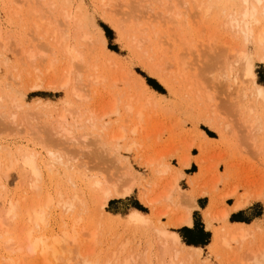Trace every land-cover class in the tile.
<instances>
[{
    "label": "rangeland",
    "instance_id": "1",
    "mask_svg": "<svg viewBox=\"0 0 264 264\" xmlns=\"http://www.w3.org/2000/svg\"><path fill=\"white\" fill-rule=\"evenodd\" d=\"M43 1L0 0L1 171L3 166L4 170L12 166L9 161L14 165L15 159L26 153L35 155L42 172L41 178H33L36 185L32 188H28L31 175L27 174L29 179H21L18 164L6 171L7 178L0 176V183L8 182L6 190L0 187V202L3 199L14 205L16 202V210L20 211L0 229V264L7 262L4 256L16 264H40L38 256L20 254L13 247L24 243L26 231L60 235L73 230L79 234L82 246L71 255V264H77L79 258L82 262L85 254L90 260L96 259L95 264H104L107 259L108 264L112 260V264L141 261L144 264L142 257L147 256L151 264H156V259L169 258L166 252L163 256L161 253L170 246L169 242L162 244L158 229L177 233L183 245L187 244L182 236L205 239L204 245L196 244L201 251L186 264L255 263L254 256L264 248V226L260 227L262 231L255 230L253 239L247 237L238 245L231 242L228 247L220 245L216 250L209 247L213 234L223 226L218 220L220 214L242 192H258L261 198L249 199L257 203L252 202L247 212L230 216L228 223L246 224L264 210V107L252 97L248 82L241 77V64L237 62L239 67L235 64L236 56L232 53L234 48L246 50L255 82L264 87V63L259 60L264 44L254 39L246 42L240 33L230 29L226 16L239 11V0H65L72 3L69 6L64 0H48L47 4V0ZM70 13L77 18L74 22L79 30L64 18ZM85 14L88 17L84 20ZM138 16L145 23L144 34L134 31ZM100 35L105 38V47ZM84 36H90V40L85 41ZM67 47L78 48L80 60L72 61ZM28 54L33 59H28ZM70 64L72 69L68 70ZM65 77L69 81L66 90L58 88ZM34 78L43 80L44 85L55 83L57 89L31 91L29 86ZM14 102L20 108L14 107ZM63 108L68 113H63ZM113 109L117 114H110ZM248 109H253L251 114ZM62 113L66 125L62 123L57 129ZM254 117L259 118L256 124L260 125H255L260 130L247 126ZM62 127L69 129L73 137L61 136ZM133 128L135 133L130 132ZM120 130L125 137L116 150L111 137ZM6 147L8 151L3 150ZM45 151L56 159L55 164L51 161L54 166L43 165ZM185 158H189L190 165L181 168L180 162ZM149 161L150 166L146 164ZM159 162L170 166L171 172L163 176L155 174ZM126 170L134 172L138 182L134 181L131 195L101 206L102 195L93 181L108 186L116 177L124 176ZM176 172L182 177L177 189L165 200L162 192L170 190ZM230 189L236 190L235 196L223 198ZM142 195L149 200L158 197L153 209L141 202ZM47 197L54 199L47 211V224L42 229L34 228L25 211L36 207L35 203L43 204ZM56 198L60 204L74 202L73 210L65 214ZM187 206H193L192 226L174 228L171 223L183 215ZM132 210L145 216V225L127 221ZM208 214L213 217L209 229ZM200 230L205 237L198 235ZM250 251L255 252L253 259L246 254ZM138 252L145 255L140 253V259ZM244 255L250 258L247 262ZM180 258L185 256L177 257Z\"/></svg>",
    "mask_w": 264,
    "mask_h": 264
},
{
    "label": "bare ground",
    "instance_id": "2",
    "mask_svg": "<svg viewBox=\"0 0 264 264\" xmlns=\"http://www.w3.org/2000/svg\"><path fill=\"white\" fill-rule=\"evenodd\" d=\"M43 1V0H42ZM67 1H70V0H67ZM44 2V1H43ZM47 2H50V1H46V3L45 4H47ZM64 2H65V4L67 3V5L69 6V4L70 3H68V2H66L65 0H64ZM71 2V1H70ZM72 4V3H71ZM70 4V5H71ZM107 4V3H106ZM50 5H51V3H50ZM66 5V6H67ZM109 5V4H108ZM107 7V6H106ZM105 7V8H106ZM73 8V7H72ZM77 7H75V9H76ZM108 8V7H107ZM61 10V9H60ZM73 10H74V8H73ZM77 10V9H76ZM78 10H82V9H79L78 8ZM19 11V10H18ZM83 11V10H82ZM117 11L119 12V10L117 9ZM117 11H115L116 12V14H118L117 13ZM133 11L135 12L136 11V8H134L133 9ZM74 12V11H73ZM79 12V11H78ZM81 12V11H80ZM131 12V11H130ZM65 13H66V11H65ZM120 13V12H119ZM64 14V13H63ZM84 14V13H83ZM122 14V13H121ZM130 14V13H129ZM14 15V14H13ZM80 15H82V12H81V14ZM89 15H91V14H89ZM128 15V14H127ZM228 16H226V17H228V24H229V27H230V29L231 30H233V31H235L236 33H240L242 36H243V38L245 39H243L244 41H246V42H248V41H250V40H256V42H258V44H260V45H263L264 44V0H239V11L237 10V11H234V12H229L228 14H227ZM114 16V15H113ZM115 16H117V15H115ZM19 17V16H18ZM82 17V16H81ZM84 17V16H83ZM86 17H88L86 14H85V18H84V20L86 19ZM121 17V16H120ZM130 17H132V16H130ZM64 18H67L68 20H71L72 21V23H74L75 25H76V20H77V18H76V20H75V17H73V13L71 14H66L65 16H64ZM92 18V17H91ZM134 18V17H133ZM79 19V18H78ZM82 19V18H81ZM121 19V18H120ZM226 19V18H225ZM93 20V19H92ZM92 20H91V22H92ZM119 20V19H118ZM135 20V19H134ZM66 21V20H65ZM75 21V22H74ZM81 21V20H80ZM87 21H90V16H89V20L87 19ZM123 21V20H122ZM127 21H129V20H127ZM79 22L77 21V24H78ZM89 23V22H88ZM87 22H86V24H88ZM135 25H133V28H134V31H136V32H138L139 31V34H144L145 32H144V30H146V28L144 27V25H145V23L144 22H142L141 21V19H140V16H138L137 18H136V20H135ZM90 24V23H89ZM92 24H94V23H92ZM130 24V23H129ZM123 25H125V24H123ZM77 26V25H76ZM83 26V25H82ZM81 26V27H82ZM75 27V26H74ZM93 27V26H92ZM117 27V26H116ZM151 27V26H150ZM75 28H79L78 26L77 27H75ZM74 28V29H75ZM127 29H129V28H127ZM259 29V30H258ZM79 30V29H78ZM76 31V30H75ZM125 31V30H124ZM133 31V30H132ZM131 31V32H132ZM78 32V31H77ZM82 32V31H81ZM102 32V31H101ZM92 33V32H91ZM148 33V32H147ZM85 34V33H84ZM102 34V33H101ZM133 35V34H132ZM65 36V35H64ZM63 36V37H64ZM68 36V35H67ZM80 36V35H79ZM95 36V35H94ZM90 36H88V37H86V36H84V40L86 39L87 41H89L90 40V38H89ZM142 37V36H141ZM140 37V38H141ZM68 38V37H67ZM130 38H133V37H130ZM143 38V37H142ZM146 39V38H145ZM151 39V38H150ZM79 40H81V37L79 38ZM85 40V41H86ZM99 40H101V42H102V44L104 45V47H105V38H104V36L103 35H100V39ZM134 40V39H133ZM140 40V39H139ZM253 40V41H254ZM137 41V40H136ZM91 42V41H90ZM132 42V41H131ZM141 42V41H140ZM143 42H146V41H143ZM143 42H142V45H143ZM88 43V42H87ZM78 44V43H77ZM101 44V46H103ZM136 45V44H135ZM246 45V44H245ZM74 46V45H73ZM99 46V45H98ZM141 47V46H140ZM264 47V46H263ZM101 48V47H100ZM138 48H139V46H138ZM260 48H262V47H260ZM78 49V48H77ZM77 49H75V47L73 48V47H67L66 48V53L69 55V57H70V59L72 60V61H75V60H80V57H81V53H80V51L79 52H77L76 50ZM106 49V48H105ZM235 49V48H234ZM232 50V53L236 56L235 58V64H237V62L238 63H240L241 64V72H242V78H243V80L244 81H246V82H248V84H249V90H250V92H251V95H252V97L255 99V101L258 103V104H260L261 106H263L264 107V87H262V86H260V85H258L256 82H255V74H254V72H253V64H252V61H251V59H250V56H249V54L246 52V50L243 48V49H241V50H238L237 48V50L235 49V50ZM106 51H108L107 49H106ZM104 56V55H103ZM260 58H259V60L262 62V63H264V49H263V52H262V54H261V56H259ZM27 58L28 59H33V55L32 54H28V56H27ZM71 60H70V63H71ZM105 60V59H104ZM111 60V59H110ZM81 63V62H80ZM108 63V62H107ZM112 63H113V61H112ZM116 64V63H115ZM233 64V63H232ZM235 64H233V65H235ZM239 64H237V66H238ZM115 66V65H114ZM239 67V66H238ZM51 68V67H50ZM110 68V67H109ZM233 66H231L230 67V70L231 71H233ZM237 68V67H236ZM72 69V67H71V64H70V67L68 68V70H71ZM118 69V68H117ZM239 69V68H238ZM119 70H121V69H119ZM128 72V71H127ZM238 72V71H237ZM241 72H239V73H241ZM129 73H130V71H129ZM235 73H236V71H235ZM39 74H40V72H39ZM122 75V74H121ZM124 75V74H123ZM126 75V74H125ZM237 76L239 75L238 73L236 74ZM236 75H234V81H236V78H235V76ZM128 76V75H127ZM77 78V77H76ZM131 78V77H130ZM242 78H241V80H242ZM78 79V78H77ZM34 80H35V78H34ZM33 80V81H34ZM32 81V82H33ZM45 81V80H44ZM243 81V82H244ZM41 82H43V80L41 81V79L40 78H37L35 81H34V83H32L33 85H31V86H29V89L31 90V91H42V90H54V89H57V87L56 86H54V84H51V83H49V84H47V85H44V84H42ZM68 85H69V81H68V78L67 77H65L63 80H62V82L59 84V86H58V88H60V89H67L68 88ZM73 87V86H72ZM76 87V86H75ZM76 90V88H72V90ZM247 89V90H248ZM52 90V91H53ZM66 93H68V92H66ZM74 96L76 97V98H79V94H77V93H75L74 92ZM13 105H14V107H16V106H19V105H17V103L15 104V102L13 103ZM65 106H67V105H65ZM67 107H69V104H68V106ZM16 108H20V106L19 107H16ZM71 108V107H70ZM126 108V107H125ZM251 108V107H250ZM36 109V108H35ZM64 110H66L67 111V109H64L63 108V111ZM127 110L128 111H130L131 110V108H130V106H127ZM253 110V109H252ZM252 110L251 109H248V111L250 112V114H251V112H252ZM66 111H64L63 113H68V112H66ZM68 111H69V113L72 111H70L69 110V108H68ZM73 112V111H72ZM71 112V113H72ZM62 113V114H63ZM70 113V114H71ZM70 114H68L69 115V117L71 116ZM73 114V113H72ZM75 114V113H74ZM110 114H117V110H111V112H110ZM109 115V114H108ZM77 116V115H76ZM75 116V117H76ZM61 117V118H60ZM251 118V117H250ZM255 118V117H254ZM252 118L253 120H248V122H250V123H247L246 125L248 126V128L249 127H252V130H253V127L254 126H256V125H260V124H256V123H258V119L257 118ZM60 119H61V121H60ZM247 119H248V117H247ZM90 120V119H89ZM88 120V121H89ZM72 121H73V123L72 124H74V119H72ZM87 121V120H86ZM86 121L84 122L85 124H86ZM88 121H87V124L89 125V123H88ZM92 121V120H91ZM246 121V120H245ZM260 122V121H259ZM59 123H60V126H58L57 127V129L59 128V127H61V124L62 123H64L63 124V126H65L66 124H65V114H63V115H61V116H59ZM91 123V122H90ZM79 124V123H78ZM83 124V123H82ZM256 124V125H255ZM90 125H94V124H90ZM82 126H85V125H82ZM67 127V126H66ZM72 127V126H71ZM90 127V126H89ZM260 127V126H259ZM73 129V128H72ZM77 129H78V127H77ZM250 129V128H249ZM255 129V128H254ZM256 129L257 130H260V128L258 129V127L256 126ZM60 130V135L61 136H63L64 138H72L73 137V133L71 134V131L69 130V129H66V128H64V127H62L61 129H59ZM107 130V129H106ZM61 131H62V133H61ZM123 130H120L115 136H112L111 137V140H112V142L113 143H111L112 144V146H113V144L115 145V147H116V150H117V145L119 144V141H121V140H123L124 139V137H125V135H124V132H122ZM135 131H136V129L135 128H133L132 130H130V132L131 133H135ZM74 132V131H73ZM72 135V136H71ZM75 135V134H74ZM204 138H205V136H204ZM113 148V147H112ZM45 149V148H44ZM129 149L130 148H127L126 149V151L128 152L129 151ZM3 150H6V151H8L9 149H8V147H6V148H4ZM112 150V149H111ZM115 150V149H114ZM116 150H115V152H116ZM9 153H10V151L9 152H7V156H9ZM21 154H23V152L21 153ZM38 154H40V156H43L41 153H38ZM45 154H46V157H48V156H53L50 152H46L45 151ZM48 154V155H47ZM114 154V153H113ZM115 154H117V153H115ZM46 157L45 156H43V158L41 159L42 160V162H43V165L44 166H46V167H48L49 168V166L52 164L53 165V163L55 164V158H54V156H53V158H49L48 159V161H47V159H46ZM58 158V157H57ZM52 159V160H51ZM189 159V158H188ZM188 159H182V161L180 162V165H181V168H187L189 165H190V161L188 160ZM61 160V159H60ZM59 158L57 159V161H58V163H60L59 161ZM12 161V160H11ZM11 161H9L10 162V164L12 165L11 167H8L7 169H5L4 170V168H5V166H3L4 168L2 169L3 171H1V167H2V163L0 164V173H2V175H0V176H2V177H4V178H7V170H10L11 168H13V166L15 165V164H18L19 165V169H21V172L22 173H20V175H21V179L23 178V180H25L26 178H28L27 177V174H29V176H30V178L32 177V181L30 182L29 181V183H28V188L30 187V188H32V187H34L35 185H36V182L35 181H33V178L34 179H36V180H38L39 178H41L42 177V175H41V171H40V168L38 167V165H37V163H36V160H35V155H33V154H23V155H20V158L18 157V158H16L15 159V161H14V165H13V162L11 163ZM51 161H53V163H51ZM67 161V160H66ZM125 161V160H124ZM50 162V163H49ZM115 162H117L116 160H115ZM162 162V161H161ZM10 164L8 163V165L10 166ZM64 164H65V162H64ZM148 166H150L151 164H152V161H149V162H147L146 163ZM145 164V165H146ZM6 165V164H5ZM58 165V164H57ZM54 166V165H53ZM123 166H125V165H123ZM128 166V165H127ZM127 166H126V168L125 169H127ZM6 167H7V165H6ZM18 167V166H17ZM64 167V166H63ZM69 167H71V166H69ZM68 167V168H69ZM117 168V167H116ZM129 168V167H128ZM59 169V168H58ZM67 169V168H66ZM70 169V168H69ZM71 169H72V167H71ZM118 169V168H117ZM116 169V170H117ZM155 170H154V173L155 174H157V175H160V176H163V175H165V174H168V173H170L171 172V168H170V166H168L167 164H164V163H158V164H156V166H155V168H154ZM4 171L6 172V173H4ZM47 171H49V170H47ZM69 171V170H68ZM116 172V171H115ZM115 172L113 173V175L115 174ZM117 172H119V171H117ZM5 174V176H3L4 174ZM49 173V172H48ZM134 173V172H133ZM133 173L132 172H130V170H126V173L124 174V176H123V174H121L120 176H118V178L116 177V179L114 180L113 178H111V179H113L114 181L111 183V185H108L107 186V184L106 185H104L103 184V182H100V181H93V186L94 185H96L95 186V188H98L99 190H100V192H101V195H102V202H101V206H105L106 205V203L109 201V200H112V199H122V198H126V197H128V196H130L131 195V193L133 192V186H134V181H136L135 180V176L133 175ZM69 174H71L72 175V172L71 173H69ZM62 175V174H61ZM74 175V174H73ZM62 177H64V176H62ZM182 177V175H181V173L180 172H176V174L173 176V183L171 182V186H170V190L168 191V192H162V194H163V199H165V200H168L169 198H170V192L171 191H173V190H175V189H177V182H178V180L180 179ZM1 178V177H0ZM67 178H69V177H67ZM71 178V177H70ZM138 178V177H137ZM164 178V177H163ZM29 179V178H28ZM27 179V180H28ZM72 179V178H71ZM110 179V180H111ZM105 180V179H104ZM108 180V179H107ZM1 181V180H0ZM127 181V185H123V183L124 182H126ZM219 181V180H218ZM22 182V181H21ZM24 183H25V181H23ZM95 182V183H94ZM106 182V181H105ZM110 182V181H109ZM108 182V184H110ZM137 182V181H136ZM69 183V182H68ZM138 183V182H137ZM7 184H8V182L7 181H5L4 183H0V187L1 188H3L4 190H6V187H7ZM71 185V184H70ZM72 186V185H71ZM75 186V185H74ZM154 186V185H153ZM231 191H229L228 193H226L224 196H223V198H228V197H233V196H235V194H236V190L235 189H230ZM63 191V190H62ZM61 191V192H62ZM142 191V190H141ZM85 192V191H84ZM64 193V192H63ZM244 192H242V195L240 194V198L237 200V202L235 203V205H234V209H237V208H239V207H243L244 205H246L247 203H248V200L249 199H260L261 198V195L260 194H258V192H257V194L256 193H246L245 192V194H243ZM59 194H60V192H59ZM77 194V193H76ZM64 195V194H63ZM50 196V195H49ZM58 196L59 195H57L56 197L58 198ZM184 196V195H183ZM73 197V196H72ZM78 197V196H77ZM156 197V196H155ZM182 197V196H181ZM47 198H49V197H47ZM53 198H54V196H53ZM56 198V199H57ZM61 199H62V196L60 197ZM66 198H67V196H66ZM71 198V197H70ZM70 198H68V199H70ZM76 198V197H75ZM153 198H154V196H153ZM158 198V197H157ZM157 198H155V200H149L145 195H142V197H141V202L144 204V205H146L147 207H149V208H151V209H153L154 207H155V203H156V199ZM187 198V197H186ZM45 199H46V197H45ZM74 200V198H71V200ZM81 199H82V197H81ZM162 199V198H161ZM185 199V198H184ZM235 199H236V197H235ZM58 200H60V199H57L56 201L59 203V201ZM64 200V199H63ZM65 200H67V199H65ZM64 200V201H65ZM75 200H77V199H75ZM83 200V199H82ZM45 200H43V202H44ZM53 201H54V199H52V197L51 198H49V199H47L43 204L41 203V204H39V203H35V204H37V206L36 207H34V208H30V209H27L26 211H25V214H26V216H27V220L28 221H30V222H32V224H33V226H34V228H35V226H36V228H39V229H42L44 226H46V216H47V211H50L49 209H51L50 207H51V204L53 203ZM55 201V203L54 204H56L57 202ZM70 201V200H69ZM79 201H80V199H79ZM193 201V200H192ZM74 203V202H73ZM72 203V201L71 202H64L63 204H62V202H61V204L59 203V205H61V209H62V207H63V209H64V212H65V214L66 213H68V212H71L72 210H73V207H74V204ZM17 203L15 202V205H14V203H11V202H9V201H6L5 199H3L1 202H0V229L3 227L2 225L3 224H5L6 222L8 223V221L9 220H12V219H14V218H16V216H17V212H20L19 210H16V208L18 209V204L16 205ZM77 204V202L75 203V205ZM192 204V203H191ZM78 205V204H77ZM100 205H98V206H100ZM184 206H185V204H183ZM55 206H57V205H55ZM83 206V205H82ZM81 208V207H80ZM101 208V207H100ZM191 208H193V206H187V209L185 210V212L183 213V215H181L180 217H177L174 221H173V223H171L172 224V226L174 227V228H181V227H183V226H185V225H188V226H190L191 225V223H192V221H191ZM62 209V210H63ZM156 209V208H155ZM76 210V209H75ZM225 210V209H224ZM223 210V212L220 214V216H219V218H218V220L221 222V223H223V226H222V228L219 230V231H216L214 234H213V239H212V241H211V243H210V248L212 249V250H216L215 248H217L218 246H220V245H223L224 247H228L229 246V244L232 242V243H237V245L238 244H240L245 238H249V237H253V236H255V234H256V231L257 232H259L260 231V229H261V231H262V228H260L259 226H257V227H253V228H256L255 230H251L250 228H248V227H245L244 225H238V226H231V225H229L228 223H227V215H228V212H227V210L226 211H224ZM17 211V212H16ZM102 211V210H101ZM101 211L99 212V213H101ZM222 211V210H221ZM63 212V213H64ZM103 212V211H102ZM158 212V211H157ZM70 214V213H69ZM102 214V213H101ZM163 214H165V213H163ZM104 215V214H103ZM212 215V214H211ZM211 215H209L208 214V219H207V221H206V223H207V228L209 229V228H211V222L213 221V217L211 216ZM49 216V215H48ZM72 216V215H71ZM102 216V215H101ZM75 217H77V216H75ZM75 217H73V218H75ZM117 218H118V216H116ZM116 218V219H117ZM77 219V218H76ZM76 219H75V223H78V221L76 222ZM77 220H79V218L77 219ZM152 220V219H151ZM127 221L128 222H130V223H136V224H139L140 225V223H141V226H142V223H144V225H145V221H146V218H145V216L144 215H142L141 213H139V211L138 210H132V211H130L129 213H128V215H127ZM154 221V220H153ZM157 221H159L158 219H157ZM156 221V222H157ZM74 222V221H73ZM152 222V221H151ZM150 222V223H151ZM6 223V224H7ZM153 223V222H152ZM158 223V222H157ZM5 224V225H6ZM28 224V223H27ZM32 224H31V226H32ZM135 224V225H136ZM161 224V223H160ZM72 226L73 227H75L76 226V224H72ZM71 226V230H73V227ZM141 226H140V228H141ZM163 226V225H162ZM41 227V228H40ZM148 227H149V224H148ZM159 227V226H158ZM66 228V227H65ZM151 228V227H150ZM153 228L154 227H152V231H153ZM160 228H161V226H160ZM31 229V228H30ZM33 229V228H32ZM31 229V230H32ZM38 229V230H39ZM68 229V228H67ZM37 230V231H38ZM64 229H62V231H63ZM66 230V229H65ZM154 230H156V233H154L156 236L158 235V233H159V236L163 239V242H162V244H164L165 243V245L167 244V242H169L170 244V246H168V247H165V249L163 248V250H162V246H161V250H162V255L161 256H163L164 255V253L166 252L167 254H169V258L168 259H166V260H164V259H160V257H159V259L160 260H158V259H156V264H186V262L188 261L189 262V259L190 258H192V257H194L195 255H196V253H198V252H200L201 250L198 248V247H192V246H187V245H183L182 243H181V241H180V237L178 236V234L177 233H175V232H170V231H167V230H164V229H158L159 231H158V233H157V228L156 229H154ZM259 230V231H258ZM36 231V230H35ZM34 231V232H35ZM141 231H142V229H141ZM155 232V231H154ZM89 236H92V238H93V234H89ZM153 236V235H152ZM158 236V238L160 239V237ZM1 237V236H0ZM157 238V237H156ZM253 239V238H252ZM150 240V239H149ZM153 241V240H152ZM127 242V241H126ZM126 245V244H125ZM152 245H153V243H152ZM165 245H163V246H165ZM15 246V249H16V251L17 252H19L20 254H25L26 256H38L39 257V259L41 260V262H43L42 264H58V263H65V264H71V261L73 262V260H72V257L74 256L73 255V253H75L76 251H79L78 249L82 246V241H81V239H79V234H77L74 230L72 231V232H67V231H63L60 235H58V234H53V233H51V234H49V233H45V232H43V231H38V232H36L35 234H33V231H26L25 232V237H24V243H19V244H13V247ZM157 246H159V245H157ZM264 246V245H263ZM170 247V250L168 251L167 250V248H169ZM10 248H12V247H10ZM160 249H159V254H160ZM219 249V248H218ZM150 250V249H149ZM158 250V249H157ZM222 250V249H221ZM248 251V250H247ZM246 251V252H247ZM143 252V251H142ZM147 252H148V250H147ZM216 252V251H215ZM250 252H251V254H250ZM250 252H248V253H246L247 254V256L248 257H250L251 259H253V257H252V255L255 253H253L252 254V251H250ZM257 252H260V253H258L257 254V256L255 255L254 256V259H253V261L255 262V263H253V264H264V248H263V250H262V248H261V250L259 249ZM139 253V252H138ZM141 253V252H140ZM140 253H139V257H140V259H141V257L143 256V255H145L144 253H141V255H140ZM217 253H219L218 252V250H217ZM79 254V253H78ZM149 254H150V252H149ZM156 254V253H155ZM248 254H250V255H248ZM71 255H72V257H71ZM76 255V254H75ZM88 255V254H87ZM87 255L85 254L84 256H82L83 258L81 259L82 260V262L80 261V256H76V257H78L79 258V262H80V264H95V262L93 261V260H90V258H88L87 257ZM93 255V254H92ZM148 255V254H147ZM146 255V256H147ZM185 256V258H180L179 260L177 259V257H180V256ZM89 256V255H88ZM114 256V255H113ZM112 256V257H113ZM135 256H137L136 254H135ZM217 257L219 256V255H216ZM247 256H243L244 258L245 257H247ZM95 257V256H94ZM97 257V256H96ZM148 257V256H147ZM147 257H142V259H144V264H151L152 263V260H151V258L149 259V258H147ZM245 258L244 260L247 262L250 258ZM4 259H6L7 260V262L5 263V264H16L17 262L15 261V260H12V259H10V258H8V256H4L3 257ZM21 258H24L23 256L21 257ZM33 258V257H32ZM35 258V257H34ZM93 258V257H92ZM256 258H258L257 260H256ZM38 259V258H37ZM107 259V258H106ZM130 259V258H129ZM246 259H248V260H246ZM104 260V259H103ZM191 260V259H190ZM243 260V261H244ZM18 261V260H17ZM108 261V259L106 260V261H103L104 262V264H106V262ZM110 261V260H109ZM109 261L107 262V264L109 263ZM113 261V260H112ZM112 261H111V264H112ZM244 261V262H245ZM41 262H40V264H41ZM78 262V263H79ZM114 262V261H113ZM139 262V261H138ZM142 262V261H141ZM141 262H139V264L141 263ZM192 262V261H191ZM195 262V261H194ZM77 263V262H76ZM77 263V264H78ZM98 263V262H97ZM102 263V262H101ZM240 264H244V263H242V262H240ZM248 264H251V263H248Z\"/></svg>",
    "mask_w": 264,
    "mask_h": 264
},
{
    "label": "crops",
    "instance_id": "3",
    "mask_svg": "<svg viewBox=\"0 0 264 264\" xmlns=\"http://www.w3.org/2000/svg\"><path fill=\"white\" fill-rule=\"evenodd\" d=\"M237 198L233 199V201H231L229 204L226 205L227 207V212H228V215H227V219H229L230 216H234V215H238V214H241L242 212L244 211H249V208L252 206L253 203H257V201L253 202V201H248V204L244 205L243 207H239L237 209H234V205L235 203L237 202ZM253 202V203H252ZM191 221H192V217H191ZM212 223V222H211ZM228 223V221H227ZM229 225L231 226H238V225H244L245 227H248L250 228L251 230H255V228L253 227H263L264 226V210H262L261 214L259 216H256V217H253L249 222H247L246 224L244 222H241V221H232V223H228ZM192 226V223L190 226L188 225H185L183 227H191ZM207 228V227H206ZM203 230H204V226H203ZM205 231V230H204ZM207 232V231H206ZM213 239V238H212ZM194 247V246H192ZM200 249V248H199Z\"/></svg>",
    "mask_w": 264,
    "mask_h": 264
},
{
    "label": "trees",
    "instance_id": "4",
    "mask_svg": "<svg viewBox=\"0 0 264 264\" xmlns=\"http://www.w3.org/2000/svg\"><path fill=\"white\" fill-rule=\"evenodd\" d=\"M185 231L187 230V229H184ZM198 233V235H200L201 237H205L206 236V234L205 233H203L201 230L199 231V232H197ZM182 238H183V240H184V242L188 245V246H196V244H200V245H204L205 244V239L204 240H201V239H197V240H192V239H186V237L185 236H182ZM209 243V242H208ZM207 243V244H208ZM206 244V245H207ZM205 245V246H206ZM196 247H198V246H196Z\"/></svg>",
    "mask_w": 264,
    "mask_h": 264
}]
</instances>
